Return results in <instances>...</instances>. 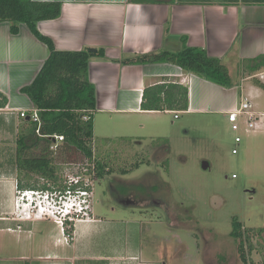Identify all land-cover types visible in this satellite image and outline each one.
I'll list each match as a JSON object with an SVG mask.
<instances>
[{"label":"rangeland","instance_id":"obj_1","mask_svg":"<svg viewBox=\"0 0 264 264\" xmlns=\"http://www.w3.org/2000/svg\"><path fill=\"white\" fill-rule=\"evenodd\" d=\"M249 82L243 84L242 98L264 112V93L248 92ZM235 101L238 105L241 95ZM179 116L173 124L161 116V123L146 126L142 119L94 114L90 147L111 172L98 180L94 161L76 151L66 159L60 147L53 152L57 191L49 196L54 205L43 199L30 205L20 197L28 190L16 182L10 212L12 218L30 221L16 227L27 244L36 249L42 241L40 250L74 252L83 258L78 264H244L240 239L231 236L236 220L247 264H264V129L245 133L242 127L233 155L235 133L227 118ZM13 141L8 144L16 152ZM3 152L8 149H0L1 157ZM6 157L0 170L11 166ZM29 182L53 186L38 176ZM65 186L75 190L63 195L59 189ZM80 186L85 190L78 191ZM77 192L75 201L62 208L63 197ZM92 257L100 262L87 260Z\"/></svg>","mask_w":264,"mask_h":264},{"label":"crops","instance_id":"obj_2","mask_svg":"<svg viewBox=\"0 0 264 264\" xmlns=\"http://www.w3.org/2000/svg\"><path fill=\"white\" fill-rule=\"evenodd\" d=\"M32 1L61 5L58 18L37 23L38 32L50 38L56 50L95 54L88 63V79L96 97L93 119L94 114L124 115L153 126L157 120L161 123V116L169 117L171 124L179 115L226 118L238 94L245 98V82L255 78L247 91L264 93L256 85L257 81L264 83V68L248 70L251 61L264 58V0ZM184 47L203 50L209 58L220 60L232 87H221L171 63L134 62L161 52L177 53ZM47 57L46 46L25 25L12 35L9 24L0 23V93L7 98L5 108L0 109V149H8L0 160L8 156L11 163L0 170V264H78L83 259L74 252L63 255L46 247L40 250L42 241L33 249L24 233L16 229L30 221L12 218L10 212L17 170L16 152L8 142L16 140L25 128L20 112L30 116L35 109L20 89L34 80ZM168 84L187 89V110L142 111L144 90ZM174 112H179L177 119ZM114 264L131 263L120 260Z\"/></svg>","mask_w":264,"mask_h":264},{"label":"trees","instance_id":"obj_3","mask_svg":"<svg viewBox=\"0 0 264 264\" xmlns=\"http://www.w3.org/2000/svg\"><path fill=\"white\" fill-rule=\"evenodd\" d=\"M60 11L59 3L0 0V23L9 24L10 34L17 35L19 26L25 25L31 35L45 45L48 51V57L34 80L20 89V93L25 95L37 110L39 120V123L33 122L28 115L22 118L25 128L19 132L16 139L15 164L18 171L17 187L20 190L49 193L57 191L54 188L57 180L54 154L49 151L48 137L52 135L64 137L60 147H63L61 151L67 156L66 159H69L71 153L76 151L88 161H94L93 173L98 180L111 172L107 170L102 159L94 157L90 147L93 140V113L96 108V97L95 88L88 79V63L95 54L89 51H58L53 41L37 30L38 22L56 19ZM127 62L171 63L183 71L193 73L221 87H232L225 65L220 60L209 58L203 50L184 47L177 53L161 52L138 58L134 62ZM250 64H252L248 68L250 73L264 68V58L253 60ZM256 85L264 90V83L257 81ZM6 104L7 98L0 93V109L5 108ZM187 104L186 88L173 84L157 85L144 90L141 109L142 111L180 112L187 110ZM83 117H86V120H83ZM33 176L44 178L53 186H33L29 182ZM23 178L26 183H22ZM72 190H75L73 186L59 189L63 195ZM84 190L81 187L78 191ZM241 230V224L235 220L232 224L231 236L240 239V258L244 264H247L244 243L241 241L243 237Z\"/></svg>","mask_w":264,"mask_h":264},{"label":"built area","instance_id":"obj_4","mask_svg":"<svg viewBox=\"0 0 264 264\" xmlns=\"http://www.w3.org/2000/svg\"><path fill=\"white\" fill-rule=\"evenodd\" d=\"M178 114L179 112H174V119L178 118ZM26 116L27 114L25 112H20L21 118H25ZM29 118L33 122L39 123L36 109H33L31 111ZM226 118L230 125L231 131L235 133L234 142L236 148L232 149L233 155L238 154L237 147L242 141L241 137L238 135V132L242 129V127L245 133L264 129V112L254 111L250 102L246 101L245 99H241L238 105L236 104L231 111L227 112ZM240 118H243V120H240ZM83 120H86V117H83ZM36 133L38 134V130L36 131ZM48 138L50 140L49 151L51 152H56L64 142V137L61 135H52ZM33 193H35V191L28 190L22 192V195H20V197L26 199Z\"/></svg>","mask_w":264,"mask_h":264},{"label":"clouds","instance_id":"obj_5","mask_svg":"<svg viewBox=\"0 0 264 264\" xmlns=\"http://www.w3.org/2000/svg\"><path fill=\"white\" fill-rule=\"evenodd\" d=\"M38 193H41V194H38ZM53 194V193H52ZM50 195V193L49 192H46V194H43V192H41V191H35V193H33V199L34 200H36V202H34V204L35 205H37V201H38V199H43V200H45V201H47V202H49L50 203V205H54V200H53V198H52V196H49ZM75 195H78V192L77 193H75V194H73V196H70L71 197V199L73 200L70 204H72L74 201H75V198H76V196ZM39 196V197H38ZM49 197L51 198L50 199V201H49ZM69 196H67V198H68ZM63 198H66V197H63ZM83 201V199L81 200V202ZM70 213V212H69ZM66 214L67 213H65L62 217H65L66 216ZM71 215V214H70ZM72 217V219L74 218V215H72L71 216Z\"/></svg>","mask_w":264,"mask_h":264},{"label":"bare ground","instance_id":"obj_6","mask_svg":"<svg viewBox=\"0 0 264 264\" xmlns=\"http://www.w3.org/2000/svg\"><path fill=\"white\" fill-rule=\"evenodd\" d=\"M18 85H19V84H18ZM23 200H24V199H22V201H23ZM25 200H30V205H31V204L33 203V200H34V199L31 198V197H30V199H29V197H28V198L25 199ZM25 200H24V203H25ZM24 203H23L21 206H24ZM25 206H27V204H25ZM25 206H24V207H25Z\"/></svg>","mask_w":264,"mask_h":264},{"label":"water","instance_id":"obj_7","mask_svg":"<svg viewBox=\"0 0 264 264\" xmlns=\"http://www.w3.org/2000/svg\"><path fill=\"white\" fill-rule=\"evenodd\" d=\"M208 163H206V162H203L202 163V168H203V170H207L208 169Z\"/></svg>","mask_w":264,"mask_h":264},{"label":"flooded vegetation","instance_id":"obj_8","mask_svg":"<svg viewBox=\"0 0 264 264\" xmlns=\"http://www.w3.org/2000/svg\"><path fill=\"white\" fill-rule=\"evenodd\" d=\"M150 200H151V199H150ZM123 202H124L123 198H122V199H120V203H122V204H123Z\"/></svg>","mask_w":264,"mask_h":264}]
</instances>
